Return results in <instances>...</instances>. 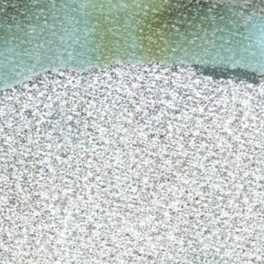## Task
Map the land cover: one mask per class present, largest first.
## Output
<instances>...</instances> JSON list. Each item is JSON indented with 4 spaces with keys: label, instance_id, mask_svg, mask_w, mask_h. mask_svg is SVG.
Instances as JSON below:
<instances>
[{
    "label": "snow or ice",
    "instance_id": "snow-or-ice-1",
    "mask_svg": "<svg viewBox=\"0 0 264 264\" xmlns=\"http://www.w3.org/2000/svg\"><path fill=\"white\" fill-rule=\"evenodd\" d=\"M0 264H264V0H0Z\"/></svg>",
    "mask_w": 264,
    "mask_h": 264
}]
</instances>
